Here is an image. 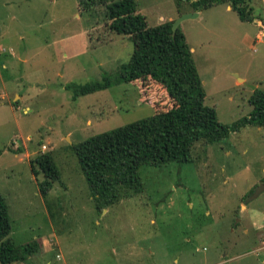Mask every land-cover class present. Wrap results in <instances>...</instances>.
Listing matches in <instances>:
<instances>
[{"label": "rangeland", "instance_id": "1", "mask_svg": "<svg viewBox=\"0 0 264 264\" xmlns=\"http://www.w3.org/2000/svg\"><path fill=\"white\" fill-rule=\"evenodd\" d=\"M136 2L150 26L195 14L179 25L206 104L229 124L252 111L264 90V0L249 1L252 21L223 2ZM109 22L104 6L81 11L77 0H0V191L15 245L42 244L10 264H264V193L247 200L264 178V126L196 142L189 162L143 165L142 192L95 204L72 144L172 105L150 80H120L135 45ZM106 76L109 88L74 96L71 84ZM43 152L60 171L47 195L31 167Z\"/></svg>", "mask_w": 264, "mask_h": 264}, {"label": "trees", "instance_id": "2", "mask_svg": "<svg viewBox=\"0 0 264 264\" xmlns=\"http://www.w3.org/2000/svg\"><path fill=\"white\" fill-rule=\"evenodd\" d=\"M183 1V0H178ZM198 10L215 3H229L244 21H252L254 7L250 0H187ZM81 11L104 6L109 27L134 42L128 62L122 64L120 80L143 81L159 85L172 105L167 110L123 126L95 134L72 144L98 208L113 205L124 197L143 191L140 167L158 166L171 161H192L196 142H214L246 125L264 126V90L256 88L249 97L252 111L233 123L219 120L214 106L205 102L206 90L180 26L174 31L169 20L150 26L146 16L138 10L136 0H77ZM110 77L82 85L71 84L74 96L86 95L109 88ZM149 97L144 95V98ZM33 172H43L46 180L40 185L47 195L60 171L51 152L37 154L31 160ZM254 191V190H253ZM12 222L9 206L0 191V263L10 264L26 260L42 244L33 241L17 247L9 236Z\"/></svg>", "mask_w": 264, "mask_h": 264}, {"label": "water", "instance_id": "3", "mask_svg": "<svg viewBox=\"0 0 264 264\" xmlns=\"http://www.w3.org/2000/svg\"><path fill=\"white\" fill-rule=\"evenodd\" d=\"M195 14H186L183 15L181 18H179L178 20L173 22V30L175 31L180 25V22L186 18H191L193 17ZM252 87L255 88V86L251 85ZM264 193V180L259 183V185L256 187V189L254 190V192L251 194V196L247 199L248 201L258 197L260 194Z\"/></svg>", "mask_w": 264, "mask_h": 264}, {"label": "crops", "instance_id": "4", "mask_svg": "<svg viewBox=\"0 0 264 264\" xmlns=\"http://www.w3.org/2000/svg\"><path fill=\"white\" fill-rule=\"evenodd\" d=\"M78 8H79V6H78ZM191 50H192V48H191ZM36 71H34V73H35ZM30 84L32 85V86H34L35 84H37V83H35V82H33V79L31 80V82H30ZM19 97V98H18ZM23 97L22 96H16V98H15V101L17 102V103H19V101L22 99ZM28 109L26 108L25 109V111H27ZM263 171H264V167H263V169H262ZM264 180V178L263 177H261V176H258L255 180H254V186L253 187H256V186H258V184L259 183H261L262 181ZM261 195V194H260ZM259 195V196H260ZM242 208H247V206L244 204V203H242ZM44 246H46L47 247V244L45 243L44 244ZM45 249H43V251H44ZM47 264H50V263H47Z\"/></svg>", "mask_w": 264, "mask_h": 264}, {"label": "built area", "instance_id": "5", "mask_svg": "<svg viewBox=\"0 0 264 264\" xmlns=\"http://www.w3.org/2000/svg\"><path fill=\"white\" fill-rule=\"evenodd\" d=\"M262 34H263V33H262ZM262 34H261V35H262ZM259 37H260V36H259Z\"/></svg>", "mask_w": 264, "mask_h": 264}]
</instances>
